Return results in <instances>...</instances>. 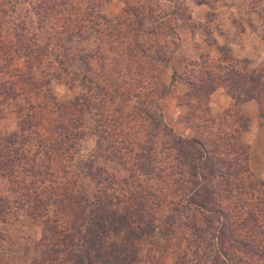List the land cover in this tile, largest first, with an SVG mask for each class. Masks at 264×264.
<instances>
[{
    "label": "trees",
    "instance_id": "1",
    "mask_svg": "<svg viewBox=\"0 0 264 264\" xmlns=\"http://www.w3.org/2000/svg\"><path fill=\"white\" fill-rule=\"evenodd\" d=\"M106 1L0 0V116L19 127L0 135L3 223L17 211L41 227L31 264H264V182L241 138L242 106L254 101L264 116V71L230 50L224 67L204 54L179 73L167 47L156 55L127 40L156 35L162 18L131 8L108 18ZM246 1L264 19V0ZM129 49L150 59L136 79L123 65ZM177 81L194 137L161 108ZM55 82L79 96L59 99ZM219 88L234 106L214 116ZM113 230L123 245L107 242ZM5 251L0 264H11Z\"/></svg>",
    "mask_w": 264,
    "mask_h": 264
},
{
    "label": "rangeland",
    "instance_id": "2",
    "mask_svg": "<svg viewBox=\"0 0 264 264\" xmlns=\"http://www.w3.org/2000/svg\"><path fill=\"white\" fill-rule=\"evenodd\" d=\"M102 5L101 10L108 18L123 16L125 10H129L127 8H131L132 18L137 16L136 11L142 14L145 11L153 17L162 18V28L156 29V35L145 37V34L139 40L128 36L127 40L134 39L140 45L145 42L150 44L151 52L156 55L159 48L162 50L167 47L173 51L171 65L179 73L185 70L183 61L197 60L204 54L217 62L218 66L220 64L224 67L227 58L232 57L230 50L235 58L250 61L251 68L264 71V19L258 13L250 11L246 0H219L203 5H198L193 0H108ZM152 23L150 24L154 25ZM168 29H172L176 35L169 34ZM93 44V41H89L83 48L90 49ZM129 51V63L123 65L128 67V74L136 79L143 75L145 65H150V59L146 61L145 58L135 57L134 49ZM70 71L76 73L73 67H70ZM172 73V67L166 71L167 82H170ZM52 89L59 99L67 101L75 100L80 92L79 88H70L60 82L53 83ZM188 91L185 83L177 81L171 94L162 99L161 108L167 123L178 133L194 137L196 131L187 124L186 119L188 107L184 96ZM217 91L219 95L213 97L214 92L210 98V109L214 116H219L234 106V100L225 88ZM242 111L251 119L247 130L241 134L243 142L249 146L250 168L253 175L264 182V116L260 115L259 105L254 101L242 106ZM86 115L89 119V114ZM16 131H19V127L14 115L0 116V135ZM7 189L8 183L0 178V194L6 195ZM50 209L51 214L59 213V208L51 206ZM12 212L7 216L6 223L0 217V231L6 239L0 244L6 250L5 257L9 259V263L31 264L32 257L37 254L34 246L41 237V227L22 212ZM111 232L113 234L108 236L107 242L123 245L126 238L124 233L114 230Z\"/></svg>",
    "mask_w": 264,
    "mask_h": 264
},
{
    "label": "crops",
    "instance_id": "3",
    "mask_svg": "<svg viewBox=\"0 0 264 264\" xmlns=\"http://www.w3.org/2000/svg\"><path fill=\"white\" fill-rule=\"evenodd\" d=\"M218 92H219V91L215 92V94L213 95V97L216 96L217 94L219 95ZM225 103H226V102H225ZM227 104H228V106H230V103H228V101H227ZM217 107L219 108V104H217Z\"/></svg>",
    "mask_w": 264,
    "mask_h": 264
}]
</instances>
